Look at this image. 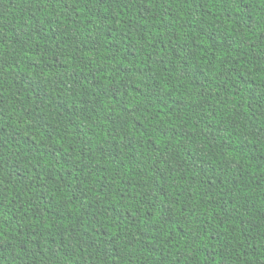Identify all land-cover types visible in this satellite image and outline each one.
<instances>
[{"label": "trees", "instance_id": "trees-1", "mask_svg": "<svg viewBox=\"0 0 264 264\" xmlns=\"http://www.w3.org/2000/svg\"><path fill=\"white\" fill-rule=\"evenodd\" d=\"M0 264H264V0H0Z\"/></svg>", "mask_w": 264, "mask_h": 264}]
</instances>
